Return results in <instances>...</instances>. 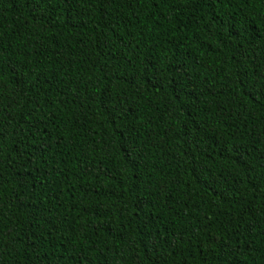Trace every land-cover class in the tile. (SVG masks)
I'll list each match as a JSON object with an SVG mask.
<instances>
[{"label":"trees","instance_id":"trees-1","mask_svg":"<svg viewBox=\"0 0 264 264\" xmlns=\"http://www.w3.org/2000/svg\"><path fill=\"white\" fill-rule=\"evenodd\" d=\"M0 264H264V0H0Z\"/></svg>","mask_w":264,"mask_h":264}]
</instances>
